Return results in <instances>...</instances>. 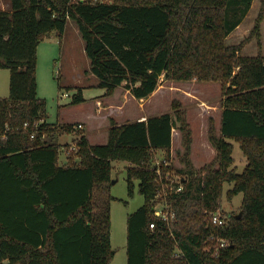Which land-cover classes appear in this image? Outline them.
Returning <instances> with one entry per match:
<instances>
[{"label":"trees","instance_id":"trees-1","mask_svg":"<svg viewBox=\"0 0 264 264\" xmlns=\"http://www.w3.org/2000/svg\"><path fill=\"white\" fill-rule=\"evenodd\" d=\"M9 1L10 9H0V69L10 70L9 95L0 97V264H111L115 160L130 163L129 196L138 181L145 198L127 218V264H264V53H243L252 37L261 43L264 0L251 35L234 45L226 38L254 0ZM70 20L107 96L124 87L148 98L162 77L220 81V129L214 118L208 128L215 159L194 166L191 123L176 100L172 112L122 124L111 119L106 143H91L76 128L82 122H48L47 101L38 96V48L55 31L63 39ZM85 100L79 89L72 103ZM175 128L184 144L177 170L184 189L167 196L176 212L169 224L154 206L160 178L173 170L166 163ZM66 132L79 134L78 148L60 162L63 146L55 139ZM234 141L247 158L241 172ZM159 149L166 155L158 167ZM226 183L232 187L224 193ZM240 193V218L222 228L206 218L224 194L231 202ZM218 238L228 245L216 250Z\"/></svg>","mask_w":264,"mask_h":264},{"label":"rangeland","instance_id":"rangeland-1","mask_svg":"<svg viewBox=\"0 0 264 264\" xmlns=\"http://www.w3.org/2000/svg\"><path fill=\"white\" fill-rule=\"evenodd\" d=\"M261 6L262 0H255L242 23L226 38L227 44H240L251 35ZM0 8L10 9V1L0 0ZM259 51L264 53V21L260 45L257 37H252L243 48V53L247 55H256ZM89 63L85 40L74 20L68 22L63 39L55 31L40 43L37 69L38 96L47 101L48 122L53 124L82 122L84 128L81 131L90 137L89 140L93 143H103L105 135L109 133L111 119L122 124L172 112V103L176 100L181 103L182 109L186 112L194 133L195 146L191 155L194 166L199 169L215 159L216 152L209 142L208 128L210 118H214L218 131L220 129L222 119V83L220 81L206 82L196 79L173 81L162 77L157 90L148 98L136 99L124 87H119L114 94L107 96L106 89L99 86V78L89 70ZM79 89H82L86 100L73 104V97ZM9 91L10 70L0 69V97L8 96ZM65 93L68 95H64ZM174 131L172 160L171 163H166L173 167V170L166 175L170 176L169 184L172 185L184 179L183 173L177 171L183 168L179 155L180 152H184L182 133L178 128ZM77 135L79 134L75 132H66L56 136V142L63 146L62 155L66 156L67 148L74 141L73 137ZM234 145L233 156L236 159L234 166L241 172L247 165V158L239 143L234 141ZM165 155L166 152L163 149L154 152L158 166L165 159ZM127 166L126 161H113L115 182L111 183L109 191L115 197L111 202V239L116 253L111 264H127V218L145 202L144 195L139 193L138 181L134 196H129ZM165 181V178L163 180L160 178L161 185L155 205L157 208H163L168 203L165 209L175 211L168 201ZM231 187L232 184L226 183L224 193ZM242 200V193L231 202L224 194L218 210L227 220L233 215H242ZM206 218L210 220V212L206 214Z\"/></svg>","mask_w":264,"mask_h":264},{"label":"built area","instance_id":"built-area-1","mask_svg":"<svg viewBox=\"0 0 264 264\" xmlns=\"http://www.w3.org/2000/svg\"><path fill=\"white\" fill-rule=\"evenodd\" d=\"M64 95H68V93H65ZM27 125H28V123H25V126H27ZM37 125H38V123H36V126ZM76 128L82 130L84 128V125L82 123H80V124H78L76 126ZM31 137H35V134H32ZM77 148H78L77 147V142L76 141H72L71 145L69 146L68 150L66 151V154H71L73 151H76ZM158 173L161 174L159 168H158ZM161 179L163 180V178H161ZM165 180H166L165 183H166V187H167V188H165V191H166L167 196L171 192L172 193H174V192L176 193V192L183 191V189H184V185L182 183L183 179H182L181 182H177L178 184L175 183L174 185L169 184L170 181H171L170 176H166ZM157 198H158V196H157ZM166 207H168V203L166 204ZM166 207L157 208V206L155 205L154 206V214H155V216L157 218H160L163 221H166V222H168L170 224L176 218V212L174 210H172V211L166 210L165 209ZM210 221L214 225H216L218 228L225 227V225L228 223L226 217H224V215L218 209L216 211H212L210 213ZM151 227L154 228L155 227V223H151ZM217 241H218V245L215 248L216 250H218L219 247H223V246L228 245V241L226 239H224V238H218Z\"/></svg>","mask_w":264,"mask_h":264},{"label":"crops","instance_id":"crops-1","mask_svg":"<svg viewBox=\"0 0 264 264\" xmlns=\"http://www.w3.org/2000/svg\"><path fill=\"white\" fill-rule=\"evenodd\" d=\"M254 2H255V0H254ZM254 2H253V4H254ZM253 4H252V6H253ZM252 8V7H251ZM1 10H8L7 8H0ZM89 70H90V63H89ZM155 93V92H154ZM131 94V93H130ZM110 114V113H109ZM108 114V115H109ZM68 123H72V122H68ZM124 123H126V122H124ZM109 129L110 128H108V132H109ZM176 133H179V131H176ZM175 135V131L173 132V136ZM193 136H194V133H193ZM108 137H109V133H108V135L106 134L105 135V137H104V139H103V143H106L107 141H108ZM90 137H88V139H89ZM90 142L91 143H93L91 140H90ZM93 144H95V143H93ZM194 146H195V141H193V143H192V153H191V155L193 154V150H194ZM173 150V149H172ZM66 161V156L65 155H62L61 156V158H60V162H65ZM127 162V161H126ZM127 165L129 166L130 165V163L129 162H127ZM127 166V167H128Z\"/></svg>","mask_w":264,"mask_h":264},{"label":"water","instance_id":"water-1","mask_svg":"<svg viewBox=\"0 0 264 264\" xmlns=\"http://www.w3.org/2000/svg\"><path fill=\"white\" fill-rule=\"evenodd\" d=\"M112 182H115V179H113ZM237 217L240 218L241 217V214H239Z\"/></svg>","mask_w":264,"mask_h":264}]
</instances>
